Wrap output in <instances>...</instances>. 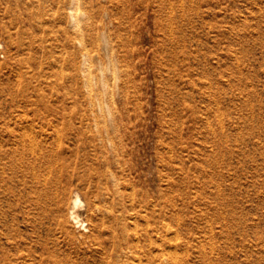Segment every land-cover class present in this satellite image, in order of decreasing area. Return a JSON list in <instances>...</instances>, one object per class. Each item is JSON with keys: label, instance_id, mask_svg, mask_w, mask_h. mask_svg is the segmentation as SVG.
I'll return each instance as SVG.
<instances>
[{"label": "rangeland", "instance_id": "374dc122", "mask_svg": "<svg viewBox=\"0 0 264 264\" xmlns=\"http://www.w3.org/2000/svg\"><path fill=\"white\" fill-rule=\"evenodd\" d=\"M0 264H264V0H0Z\"/></svg>", "mask_w": 264, "mask_h": 264}, {"label": "bare ground", "instance_id": "6f19581e", "mask_svg": "<svg viewBox=\"0 0 264 264\" xmlns=\"http://www.w3.org/2000/svg\"><path fill=\"white\" fill-rule=\"evenodd\" d=\"M30 146L33 147L34 143H31ZM31 149L33 150V148ZM28 168L31 170H35V167L33 165L29 166ZM34 172L35 173H33V176L35 174L34 177L36 182H40L45 186L55 183L54 180L55 176H53L52 170L49 172V174L47 173V175L36 173V171ZM81 201L82 200L80 198V195L78 194V192H75L72 196L71 203L68 207L69 219L76 226H79L81 224V219L76 210L77 206L81 203ZM134 206H135L134 204L128 205L123 200V198H118L112 201L110 205L105 204V209L108 210V213L110 214L111 217V221L108 222L111 225L115 246H117L119 249H129L131 252L132 251L134 252L135 249L137 250L142 243L141 239H138L137 241L132 239V232L138 234L139 236L149 237L151 236V232L155 231V228H157V227L155 228L152 227L151 218L148 216V214H141L142 210L139 211ZM140 217H143L145 219L146 222L145 228L140 227V223H138V219ZM101 230L102 228L100 229V231ZM168 232H169V228L166 229V233ZM167 252L170 254L169 251Z\"/></svg>", "mask_w": 264, "mask_h": 264}]
</instances>
